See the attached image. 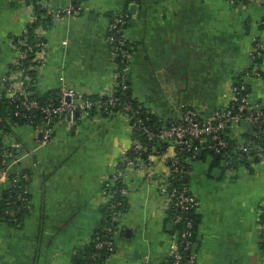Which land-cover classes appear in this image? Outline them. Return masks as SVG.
Here are the masks:
<instances>
[{
  "label": "crops",
  "instance_id": "0c3cea01",
  "mask_svg": "<svg viewBox=\"0 0 264 264\" xmlns=\"http://www.w3.org/2000/svg\"><path fill=\"white\" fill-rule=\"evenodd\" d=\"M47 2L52 10L71 3ZM78 2L86 8L83 14L43 22L44 63L29 81L36 96L57 97L62 87L93 95L115 90L119 65L109 32L112 19L124 15L132 53L128 91L161 124L186 110L209 117L228 108L239 80L250 104L264 105V54L261 77L250 56L253 38L264 40V0H238L236 6L228 0ZM34 15L29 2L0 0V77L16 59L13 42L34 33ZM17 123L0 125L1 132L9 131L1 143L18 145L10 170L31 176V209L19 226L0 221V264H84L114 201L112 179L119 172L125 210L116 250L106 262L164 264L171 258L180 240L165 193L174 176L175 142L143 156L136 170L128 157L139 136L121 115L92 111L77 114L73 124L60 119L49 140ZM232 128L245 141L257 131L247 120ZM183 168L184 183L199 202L196 264H264V162L228 167L223 157L199 146L197 158L185 160Z\"/></svg>",
  "mask_w": 264,
  "mask_h": 264
},
{
  "label": "built area",
  "instance_id": "2783aa9c",
  "mask_svg": "<svg viewBox=\"0 0 264 264\" xmlns=\"http://www.w3.org/2000/svg\"><path fill=\"white\" fill-rule=\"evenodd\" d=\"M33 4L37 9L35 19V31L33 37L28 34L18 38L13 42L16 50V59L12 62L9 73L0 77V103L3 110L0 113V125L6 124H27L35 130L43 132L44 138L49 140L56 125L60 119L67 124L75 123L77 114L84 116L89 115L92 111L105 113L108 116L121 115L132 121L134 130L139 135V142L131 148L128 164L136 170L141 168L140 161L143 155L150 154L161 144L175 142L177 145L178 155L173 160V174L171 184L165 190V193L181 211L186 214L191 209H196L199 205L196 197L190 192L188 186L184 183V163L187 159L197 158L199 146L198 142L204 149H211L216 155L223 156L228 167L236 165H247L256 162H264V144L257 141L260 134H264V105L253 107L247 95L243 96L246 91V84H235L233 87V101L231 105L223 110L212 113L209 117H203L194 110H186L178 119L155 129L151 127L145 119L142 118L140 107H134L131 102L122 104L116 96V91H126L129 89V70L132 53L125 37V31L128 19L124 15H117L111 21L109 40L115 46L114 56L121 58L122 67L117 68L115 72L116 89L112 92L93 95L89 92H77L73 88L62 87L57 97L36 96L30 91L32 73L39 69L44 63L47 42L45 41V29L43 22L51 17L58 20L62 15L77 17L86 10L85 6L78 2L79 0H70V4L65 8L52 10L47 0H21ZM231 6H236L238 0H228ZM250 3L257 0H248ZM260 25L264 28V19ZM254 46L250 53L251 58L256 60L264 54V40L253 38ZM66 44V42H64ZM256 76L261 77V70L255 67ZM242 120L252 122L257 127L253 139L243 140L236 132L232 133L233 125L240 123ZM17 123V124H18ZM4 130V128H3ZM5 131V130H4ZM225 131H229L226 134ZM4 135L2 136V134ZM9 131H0V204L3 196L6 194L8 200L13 205L16 202L11 201L14 197L13 190L19 189L16 201L19 205L5 214L9 217H3L2 221L8 224L19 226L20 219L18 214L23 211L25 214L31 209V176L24 171L12 174L10 167L15 159L12 144L10 147L1 143V137H6ZM145 138L146 143L141 139ZM234 147V154L225 153L227 149ZM191 152L188 158L181 157L180 153ZM124 175L119 172L113 176V187H121L120 195L123 197L126 190L122 189L124 184ZM179 184V186L176 185ZM122 205L119 200H114L108 207L110 210L109 225L105 228L104 234L98 233L93 238L94 247L97 250H106L114 253L116 250V236L119 232V220L122 211L118 208ZM0 208V211L4 209ZM177 223L185 225V230L179 233V244L173 251L170 259L164 264H196V256L193 254L195 242L192 240L193 222L185 219L183 215L176 217ZM263 228H264V210H263ZM99 256H91L92 263Z\"/></svg>",
  "mask_w": 264,
  "mask_h": 264
},
{
  "label": "trees",
  "instance_id": "16d2710c",
  "mask_svg": "<svg viewBox=\"0 0 264 264\" xmlns=\"http://www.w3.org/2000/svg\"><path fill=\"white\" fill-rule=\"evenodd\" d=\"M29 36H30V38H32L33 37V34H31V33H29L28 34ZM131 49V48H130ZM263 57V56H262ZM262 57H260V58H258V59H256L255 61H254V66H253V68H255L256 66L259 68V63L261 62V60H262ZM116 63H118V65H119V67H122V65H123V63L121 62V58H119V57H117L116 58ZM242 83H244V81H242V80H239V82L237 83V84H239V85H241ZM246 96L247 95V93H246V91H244L243 92V96ZM116 96L120 99V101H121V103L122 104H124V103H129V102H131V104L136 108H138V106H136V104H135V102L131 99V95H130V93H129V91L128 90H126V91H122L121 89L120 90H118V91H116ZM3 110V107H2V104L0 103V111H2ZM142 110V113H141V116H142V118L143 119H145L146 120V122L151 126V127H153V128H155V129H158V128H160V125H161V123H160V121H158L153 115H151V114H149V113H147L146 111H144V109H141ZM225 134L227 133V131H225L224 132ZM139 136V135H138ZM140 138V137H139ZM251 139H253V138H251ZM141 141H142V143H146V140H145V138H142L141 139ZM257 141L259 142V143H261V144H264V134H260L259 135V139H257ZM195 145H198V146H200L199 145V143L198 142H195ZM233 148L234 147H230L229 149H227L226 151H225V153H228V154H234V151H233ZM209 154H214L213 153V151L211 150V149H209L208 148V150L207 149H205ZM180 155H181V157H182V159L184 158H188L190 155H191V152H184V153H180ZM215 155V154H214ZM143 156H145V155H143ZM142 156V157H143ZM216 156H219V157H223V156H220V155H217L216 154ZM176 185L177 186H179V184L178 183H176ZM121 187L119 186V187H113L112 189H111V191L113 192V197H114V200H119V201H121L122 202V205L118 208L120 211H124L125 210V200H124V197H122L121 195H120V193H119V189H120ZM18 190L19 189H17V188H15L14 190H13V192H14V197L11 199V201H13V202H16V204H12V203H10V201L8 200V196L5 194L4 196H3V201L1 202V204H0V208H2V209H4V211H0V221L3 219V217H9V215H7V214H5L6 213V211H11V210H13L14 208H16V206L17 205H19V203L16 201V198H17V194H18ZM174 206V205H173ZM1 209V210H2ZM174 210H175V212H176V216H178V215H183L184 217H185V219L187 220V219H189V220H191L192 222H193V228H192V232H193V234H192V240H193V242H196V232H195V229H196V224H197V216H196V214H195V210L196 209H191V210H189L188 211V213H186V214H184L182 211H181V209L179 208V207H177V206H174ZM18 219H20V221H22L23 219H24V217H25V213L23 212V211H20L19 212V214H18ZM109 221H110V210L109 209H107L106 210V214H105V220H104V223H103V226L101 227V229H99L96 233H95V235L98 233L99 235H103L104 234V232H105V228L109 225ZM12 224V223H11ZM12 225H14V224H12ZM185 230V225L184 224H182V223H178V232L179 233H182L183 231ZM95 235H94V237H95ZM94 245H95V243L94 242H92V245H91V247L89 248V253H88V258L86 259V261L84 262V264L85 263H87V262H90V263H92V260H91V256L93 255V254H97L99 257L97 258V260L95 261V263L96 264H108L107 262H106V258H108L112 253H110V252H107L106 250H104V249H102V250H97V249H95V247H94Z\"/></svg>",
  "mask_w": 264,
  "mask_h": 264
},
{
  "label": "rangeland",
  "instance_id": "374dc122",
  "mask_svg": "<svg viewBox=\"0 0 264 264\" xmlns=\"http://www.w3.org/2000/svg\"><path fill=\"white\" fill-rule=\"evenodd\" d=\"M235 131L234 130H232V133H234Z\"/></svg>",
  "mask_w": 264,
  "mask_h": 264
},
{
  "label": "water",
  "instance_id": "95a60500",
  "mask_svg": "<svg viewBox=\"0 0 264 264\" xmlns=\"http://www.w3.org/2000/svg\"><path fill=\"white\" fill-rule=\"evenodd\" d=\"M201 154V153H200Z\"/></svg>",
  "mask_w": 264,
  "mask_h": 264
}]
</instances>
